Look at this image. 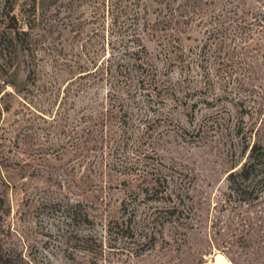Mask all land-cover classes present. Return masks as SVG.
Returning a JSON list of instances; mask_svg holds the SVG:
<instances>
[{"label":"rangeland","instance_id":"obj_1","mask_svg":"<svg viewBox=\"0 0 264 264\" xmlns=\"http://www.w3.org/2000/svg\"><path fill=\"white\" fill-rule=\"evenodd\" d=\"M151 68L155 91L138 85ZM254 144L264 148V0L0 10L11 264H264V182L238 194L230 176Z\"/></svg>","mask_w":264,"mask_h":264},{"label":"trees","instance_id":"obj_2","mask_svg":"<svg viewBox=\"0 0 264 264\" xmlns=\"http://www.w3.org/2000/svg\"><path fill=\"white\" fill-rule=\"evenodd\" d=\"M4 2V3H3ZM1 4L0 10L2 11L5 9V7L10 4V0H3ZM10 10V9H9ZM12 11H9L6 16H8ZM10 16V15H9ZM14 17H12V20ZM167 23L165 26H171L169 21H166ZM20 33L17 32V36L20 38ZM135 54V53H134ZM130 67L127 68L125 66L116 67L113 71L117 75V73L120 74L121 77L126 75L127 72H129ZM135 72L140 73H146L148 70L143 68L141 65L135 66L134 69ZM151 76L146 77L144 74H142V79H138V85L140 87H146L150 83V86H154L153 91L156 90V88H159L162 82L158 79L159 72L153 68H151ZM147 75H149L147 73ZM127 80L129 81V78L127 77ZM154 84V85H153ZM231 177L238 178L239 183L235 182V193L238 194H253L257 189V185H260L264 182V148L254 144L251 148L249 159L244 163V165L241 167L240 171L235 173H231ZM257 180V182H256ZM244 183V184H243ZM10 256L8 257L7 254L4 253L2 250V244L0 243V264H11Z\"/></svg>","mask_w":264,"mask_h":264},{"label":"bare ground","instance_id":"obj_3","mask_svg":"<svg viewBox=\"0 0 264 264\" xmlns=\"http://www.w3.org/2000/svg\"><path fill=\"white\" fill-rule=\"evenodd\" d=\"M222 263H223V261H222V260H220L219 264H222Z\"/></svg>","mask_w":264,"mask_h":264}]
</instances>
